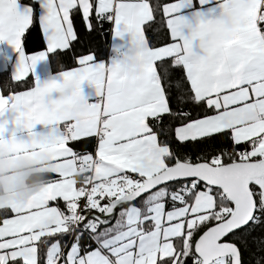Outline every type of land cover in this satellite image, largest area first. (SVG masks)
Returning <instances> with one entry per match:
<instances>
[{"label":"snow or ice","instance_id":"6c2138e0","mask_svg":"<svg viewBox=\"0 0 264 264\" xmlns=\"http://www.w3.org/2000/svg\"><path fill=\"white\" fill-rule=\"evenodd\" d=\"M0 45V154L47 165L0 264H264V0H0Z\"/></svg>","mask_w":264,"mask_h":264},{"label":"crops","instance_id":"0c3cea01","mask_svg":"<svg viewBox=\"0 0 264 264\" xmlns=\"http://www.w3.org/2000/svg\"><path fill=\"white\" fill-rule=\"evenodd\" d=\"M117 43H119V41H117ZM110 44L111 41L109 39L108 52L105 59L112 55ZM0 49L3 50L4 54H12L11 49L4 45H0ZM6 67H9L11 73V65L8 64L5 66V62L0 59V71ZM35 71L36 75L43 80L51 71L50 64L40 63L36 66ZM82 89L85 94L90 91L86 84L82 85ZM40 159L41 163L37 166L23 156L0 154V205L20 203L31 204L41 194L43 189L40 186L44 183L29 185L26 182L29 174L41 172L46 168L47 165L43 163L46 158L41 157Z\"/></svg>","mask_w":264,"mask_h":264},{"label":"trees","instance_id":"16d2710c","mask_svg":"<svg viewBox=\"0 0 264 264\" xmlns=\"http://www.w3.org/2000/svg\"><path fill=\"white\" fill-rule=\"evenodd\" d=\"M77 28H80V25H77ZM86 40H90V47H92L93 49H95L97 52L100 53L101 58H105L108 52V46H109V37L106 36L105 34H99L96 35L94 34L92 37L85 38ZM38 41V38L35 36V34H33L32 36H30L28 38V40L26 41V46L29 50H37L34 47V44ZM77 51H80V49L78 48ZM66 63L71 65V60H68L66 58ZM50 64V63H49ZM62 67L61 65H56V69L59 70V68ZM50 68L52 72H55V69L52 68L51 64H50ZM8 76H10V69L9 67L4 68L3 70L0 71V77H4L7 78ZM46 179V175L44 171L41 172H33L31 174H29L27 176L26 182L29 185H35V184H40V183H44Z\"/></svg>","mask_w":264,"mask_h":264},{"label":"rangeland","instance_id":"374dc122","mask_svg":"<svg viewBox=\"0 0 264 264\" xmlns=\"http://www.w3.org/2000/svg\"><path fill=\"white\" fill-rule=\"evenodd\" d=\"M43 185H44V184H42V185L40 186L42 189H43Z\"/></svg>","mask_w":264,"mask_h":264}]
</instances>
